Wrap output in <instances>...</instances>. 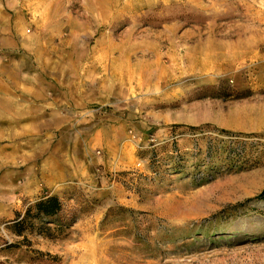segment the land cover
<instances>
[{
	"label": "rangeland",
	"instance_id": "1",
	"mask_svg": "<svg viewBox=\"0 0 264 264\" xmlns=\"http://www.w3.org/2000/svg\"><path fill=\"white\" fill-rule=\"evenodd\" d=\"M0 264H264V0H0Z\"/></svg>",
	"mask_w": 264,
	"mask_h": 264
},
{
	"label": "trees",
	"instance_id": "2",
	"mask_svg": "<svg viewBox=\"0 0 264 264\" xmlns=\"http://www.w3.org/2000/svg\"><path fill=\"white\" fill-rule=\"evenodd\" d=\"M62 210V203L56 195L43 196L34 203L27 206L24 214L21 216L16 212L15 217L11 220L10 225L14 229L15 234L21 235L24 230L33 228L31 220L43 217L49 218L59 214ZM49 228L42 226L38 230L47 233Z\"/></svg>",
	"mask_w": 264,
	"mask_h": 264
}]
</instances>
